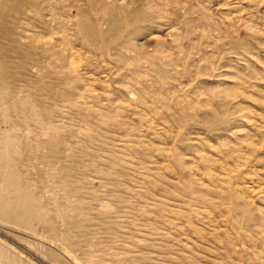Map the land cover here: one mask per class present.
I'll return each instance as SVG.
<instances>
[{"label":"rangeland","instance_id":"1","mask_svg":"<svg viewBox=\"0 0 264 264\" xmlns=\"http://www.w3.org/2000/svg\"><path fill=\"white\" fill-rule=\"evenodd\" d=\"M0 156V264H264V0H0Z\"/></svg>","mask_w":264,"mask_h":264},{"label":"bare ground","instance_id":"2","mask_svg":"<svg viewBox=\"0 0 264 264\" xmlns=\"http://www.w3.org/2000/svg\"><path fill=\"white\" fill-rule=\"evenodd\" d=\"M21 197L22 196L16 195L12 199L10 198L8 199L7 194L4 193V191L2 193L0 192V216H4L6 219L13 221L20 219L22 220L24 218V222L26 223L27 222L26 218L28 217L30 218L34 212L32 213L33 211L32 209L31 210L28 209V205H26L29 204L28 201L22 199Z\"/></svg>","mask_w":264,"mask_h":264}]
</instances>
